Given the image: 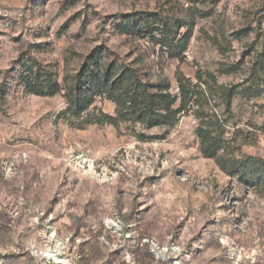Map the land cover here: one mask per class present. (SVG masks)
Here are the masks:
<instances>
[{
  "label": "rangeland",
  "instance_id": "obj_1",
  "mask_svg": "<svg viewBox=\"0 0 264 264\" xmlns=\"http://www.w3.org/2000/svg\"><path fill=\"white\" fill-rule=\"evenodd\" d=\"M95 60L195 92L172 128L64 112ZM0 264H264V0H0Z\"/></svg>",
  "mask_w": 264,
  "mask_h": 264
},
{
  "label": "trees",
  "instance_id": "obj_2",
  "mask_svg": "<svg viewBox=\"0 0 264 264\" xmlns=\"http://www.w3.org/2000/svg\"><path fill=\"white\" fill-rule=\"evenodd\" d=\"M100 65L97 60L85 65L75 84L65 89L64 112L79 117L93 103L95 96L107 94L115 102L116 109L115 116H106V122L116 125L122 120H133L146 127L172 128L195 92L196 85H192L182 74L177 77L176 94L168 90V84L159 85L143 81L133 68L122 67L116 71L112 64ZM39 77L38 73L34 80H24L29 92L51 95L62 89L55 80L46 79L44 83L37 84ZM228 95L230 96V93ZM196 133L200 139V150L205 156L215 158L219 167L227 173L240 171L241 161L229 159L226 162L217 155L215 149L219 139L212 136L207 128L198 126Z\"/></svg>",
  "mask_w": 264,
  "mask_h": 264
},
{
  "label": "built area",
  "instance_id": "obj_3",
  "mask_svg": "<svg viewBox=\"0 0 264 264\" xmlns=\"http://www.w3.org/2000/svg\"><path fill=\"white\" fill-rule=\"evenodd\" d=\"M53 258V257H52ZM54 259V258H53Z\"/></svg>",
  "mask_w": 264,
  "mask_h": 264
}]
</instances>
